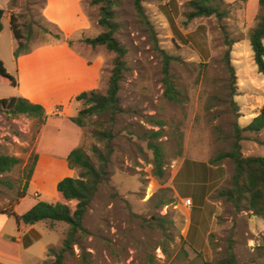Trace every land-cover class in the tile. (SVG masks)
<instances>
[{
  "label": "rangeland",
  "instance_id": "1",
  "mask_svg": "<svg viewBox=\"0 0 264 264\" xmlns=\"http://www.w3.org/2000/svg\"><path fill=\"white\" fill-rule=\"evenodd\" d=\"M44 1L0 0L5 17L1 21L0 54H10L12 61V35L7 20L10 15L16 17L19 25L34 22L29 49L61 42L55 37V33H60L63 37L68 35L75 51H81L79 43L84 38H93L106 30L97 24L103 3L88 1L93 26L83 30L84 20L74 6L75 0L55 1L48 11ZM186 1L176 4V0H143L145 14L154 30L153 39L136 17L132 0H111L112 21L118 25L113 36L127 51L124 62L128 70L119 83L118 93L123 112L114 121L106 116L93 117L80 128L78 147L97 168L101 163L92 148L106 154L109 143L113 149L106 163V181L99 186L83 218L88 235L79 238L72 254H65L63 264L125 260L131 264H217L227 257L229 247L237 264H264V220L252 218L255 215L248 212H236L228 202L214 195L212 198L221 202V211L215 221V231L209 235L207 251L198 253L189 249L182 236L188 209L179 211L178 204L186 198L195 208L190 213V235L195 225L200 226L197 230L202 234L211 225L215 206L206 204L205 196L217 185L218 174L199 167L218 153L229 151L233 142L234 126L239 119L234 102L238 94L236 80L232 83L229 79L222 61L226 48L221 28H225L232 40L240 37V15L244 9V0H234L230 3H235L238 9L229 19L217 22L212 16L185 22ZM81 8L86 11L89 7L85 3ZM37 24L52 34H44ZM252 25H247L248 32ZM245 44L251 58L246 56L244 61L249 64L253 62L252 52L248 41ZM98 48L104 56V77L116 55L104 47ZM158 49L178 58L169 67L177 102L164 97L162 58ZM105 80L97 87L101 94L107 88ZM12 92L13 87L0 79V98L9 97ZM53 98L48 100L49 104L59 101L57 96ZM238 101L248 100L240 95ZM45 121L24 115L11 116L0 110V154L20 161L0 177V212L22 214L30 203L39 200L54 203L56 183L65 177H78L77 168L66 167L57 152L48 150L44 143L39 144ZM67 125V122L58 127L48 125L46 139L56 138L61 142L71 137ZM95 131H108L112 137L99 139L93 136ZM151 132H160L158 139L152 138ZM242 136L246 138L240 142L242 155L264 158V130L255 134V138L246 132ZM250 138L257 142L249 141ZM149 140L160 144L162 149L160 177L154 174ZM221 163H225L231 175L232 162L225 159ZM179 167L183 168L173 176ZM32 178L35 188L29 185ZM23 195L26 197L21 200ZM6 220V235H17L14 218L8 216ZM53 226L48 222L34 224L30 244L22 251V264L37 263V258L42 260L44 249L60 248L68 226L60 222ZM53 260L54 257L47 255L41 264H51Z\"/></svg>",
  "mask_w": 264,
  "mask_h": 264
},
{
  "label": "trees",
  "instance_id": "2",
  "mask_svg": "<svg viewBox=\"0 0 264 264\" xmlns=\"http://www.w3.org/2000/svg\"><path fill=\"white\" fill-rule=\"evenodd\" d=\"M45 2V1H44ZM92 4L103 3L100 7V17L97 24L105 31L100 32L93 38H84L82 42L92 48L96 46L104 47L108 52L116 55L113 60L112 68L108 71L106 80L105 94H101L99 90L94 89L78 94L74 101L80 105L75 116L69 120L79 128L86 126L89 119L93 117H108L109 121H114L115 117L123 112L120 106L118 93L120 90L119 83L123 79L124 73L128 70L125 65L124 57L127 53L124 46L113 36L118 25L113 22L114 11L112 9L111 0H92ZM143 0H132L133 8L139 22L147 29L150 36L155 39L154 30L145 14L142 5ZM185 22H190L196 18L214 17L217 22L229 19L237 10L235 3H227L224 0H187L186 1ZM4 11L0 8V32L2 31V18ZM34 22L29 24H17L16 17L10 15L9 27L14 39L17 42V48L13 55L15 58L29 52L27 47L33 34ZM36 25V24H35ZM38 27L44 34H52L49 29ZM223 34V52L222 61L225 69L229 73V79L235 82V72L231 64L230 52L231 46L235 42L229 38L225 28H221ZM57 40L61 41L65 38L60 33H55ZM248 39L253 53V61L257 67V72L264 79V0H258V13L255 16V24L248 32ZM67 44L71 45L72 41L65 39ZM158 52L162 58V74L163 84L165 87L164 97L170 101L177 102L178 99L174 92V87L169 79V67L172 61L178 58L168 55L161 49ZM0 79L10 86H15L16 82L0 61ZM234 103V102H233ZM0 110L7 115L18 116L24 115L31 118H38L45 121L47 115L42 106L33 104L26 99L20 97H10L0 99ZM159 125V123H156ZM264 130V107H262L256 117H254L245 127L238 124L234 126V136L231 148L224 153H218L209 161L210 165H219L221 161L228 159L233 164V171L219 189L216 190L214 198L224 199L228 202L236 212H248L264 220V158L262 157H246L241 153L240 142L246 138L242 133L257 134ZM94 137L99 139H110L112 135L108 131H95ZM160 132H151V137L158 139ZM249 141L257 142L256 139L250 138ZM148 147L154 155V174L157 177L162 175V149L160 144L149 140ZM112 147L109 143L106 146V154H102L96 147L92 151L97 154L100 166L97 168L87 156L81 147L72 149L66 157L67 165L71 169L77 168L79 174L77 178L65 177L56 184L57 201L48 203L46 201H37L29 210L18 215L14 212L1 211L0 214L12 216L16 226H30L38 222H48L52 227L54 223H64L68 226V230L61 241L58 250L49 247L47 255L54 257L51 264H63L65 254L73 253V246L77 244L79 238L88 235V230L83 226V218L88 210L92 200L94 199L101 183L106 181V163L108 157L112 153ZM20 163L19 159L13 156L0 154V177L4 173H8L11 169ZM35 164L30 168V173ZM30 177V175L28 176ZM24 195L21 197L23 198ZM17 204V203H16ZM74 205L73 207L71 205ZM211 235V234H210ZM226 258L217 264H237L231 247L227 249Z\"/></svg>",
  "mask_w": 264,
  "mask_h": 264
},
{
  "label": "crops",
  "instance_id": "3",
  "mask_svg": "<svg viewBox=\"0 0 264 264\" xmlns=\"http://www.w3.org/2000/svg\"><path fill=\"white\" fill-rule=\"evenodd\" d=\"M45 1L47 4V11L55 1H58V3L66 2V0ZM88 1L89 0L74 1V6L78 9L80 16L84 20V25L82 27L83 30H88L90 26H93V21L90 16L92 8L89 6ZM179 1L180 0H176L175 3L179 4ZM224 1L230 3L234 0ZM255 2H252L250 4L249 0H244V9L242 10V13L240 15L239 24L240 37L234 39L235 42L231 46L230 52L231 63L234 68L236 78V92L238 94L234 102L238 107V126L240 127H245L254 117L258 115L260 109L264 107V79L261 74L257 72V67L254 61L251 63L249 62V64L244 61L246 56H248L249 59L251 58V55L247 51L248 46L245 43H247L248 41L249 48L251 49L248 39L247 25L252 23L253 27L255 24V16L258 12V0H255ZM85 3L89 8L86 9V11H83L81 6ZM3 18L5 17L3 16ZM7 20L9 23V19ZM10 37H12L10 40V49L13 63L11 61L10 54L8 53L0 54V61L3 63L6 71L11 76H13L16 85L11 86L13 87V92L9 95V97L2 98L20 97L28 100L33 104L38 103V105L41 104L43 106L42 108L47 115V119L40 130L39 144L41 145V143H44V146H46L48 150L57 152L59 154V157L61 159H64L66 167H68L66 157L72 149L80 145L81 140L80 128L74 125L69 120L70 117L75 116L79 107V104L74 101V98L82 92L97 89L103 78H106L107 80L108 75H104L103 77L104 56L101 50H99L98 48L102 46H96L92 48L91 46L80 42L79 44L81 46V51H75L72 45L67 44V42L65 41V39H68V35H65V39L59 43H46L44 45H39L34 49H29L28 53L23 54L18 58H14L13 51L17 48V42L14 39L13 35ZM240 95L246 97L248 101L239 102L238 98ZM55 96L58 97L57 100L59 101H54L49 104L48 100L52 99ZM53 100L56 99L53 98ZM65 122L69 123L66 128L70 130L72 134L71 137L65 138L61 142L56 138L49 140L46 139L45 136L48 125H57L58 127L64 125ZM71 124L74 126H72ZM262 132L263 131L259 133ZM250 135L255 138V134ZM40 147L41 146H39V148ZM182 163L183 166L186 165L185 160H183ZM182 168L183 167H179V169L175 172V174H173V176H176ZM199 168L203 170L208 169L209 171H211V173L218 174V179H216L217 185L214 186L211 191H209L205 196V203H209L211 207L215 206V209L213 208L212 210V221L210 227L202 234L197 230V228H199L200 226L195 225L194 232L190 235V213L195 209L193 207V202L186 198L183 203H177L179 211L183 208L188 209V215H184L185 224L182 231L183 239L189 249L198 253L201 251H207L209 247V235L215 231V221L221 211V202H219L217 199H213L212 197L215 194V191L223 185L224 181L227 180L230 175V170L228 167H226L225 163H221L219 165H210L209 162H202ZM225 169H227L226 172ZM29 185L34 187L33 178ZM25 197L26 195H24L21 200H24ZM55 198L57 201L56 189ZM186 200L190 201L189 205L185 204ZM35 203H30L24 209L25 212L29 210ZM201 207H203V205H201ZM15 213L20 215L17 212ZM196 214L201 215L202 213ZM7 217L8 216L4 214H0V264H22V251L24 246L30 244L29 235L33 233L32 227H34V225H20L18 227L16 226L18 234L8 237L4 231ZM47 250L45 251L44 249L42 255L44 256L43 259L39 260L37 258L36 261V258H34L37 263L33 264L43 263L47 258ZM11 260H16V262ZM104 264L131 263L130 260H125L114 262L108 261Z\"/></svg>",
  "mask_w": 264,
  "mask_h": 264
},
{
  "label": "built area",
  "instance_id": "4",
  "mask_svg": "<svg viewBox=\"0 0 264 264\" xmlns=\"http://www.w3.org/2000/svg\"><path fill=\"white\" fill-rule=\"evenodd\" d=\"M185 204H186V205H189V204H190V201H189V200H186V201H185Z\"/></svg>",
  "mask_w": 264,
  "mask_h": 264
},
{
  "label": "water",
  "instance_id": "5",
  "mask_svg": "<svg viewBox=\"0 0 264 264\" xmlns=\"http://www.w3.org/2000/svg\"><path fill=\"white\" fill-rule=\"evenodd\" d=\"M253 217H256V216H252V218H253Z\"/></svg>",
  "mask_w": 264,
  "mask_h": 264
}]
</instances>
